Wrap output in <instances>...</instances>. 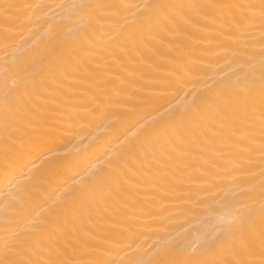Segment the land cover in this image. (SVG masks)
<instances>
[{"label":"snow or ice","instance_id":"obj_1","mask_svg":"<svg viewBox=\"0 0 264 264\" xmlns=\"http://www.w3.org/2000/svg\"><path fill=\"white\" fill-rule=\"evenodd\" d=\"M0 51V264H264V0H0ZM118 122L11 210L33 155Z\"/></svg>","mask_w":264,"mask_h":264},{"label":"bare ground","instance_id":"obj_2","mask_svg":"<svg viewBox=\"0 0 264 264\" xmlns=\"http://www.w3.org/2000/svg\"><path fill=\"white\" fill-rule=\"evenodd\" d=\"M18 2L58 3L63 0H18ZM122 2H128V0H122ZM43 23L44 21L40 20L35 27L38 29ZM179 102V99L173 101L174 104ZM151 107L146 105L135 114V118L142 121L151 119L148 115ZM137 132L138 127H133L131 123L118 122L109 128L95 130L91 134L84 132L75 139L54 145L47 155H33L28 167L17 175L14 188L17 203L11 210L21 216L40 213L44 202L57 194L60 185H71L72 178L101 156L114 136L132 140ZM8 199H12V195H9ZM5 200L6 192L0 181V215L4 212Z\"/></svg>","mask_w":264,"mask_h":264}]
</instances>
